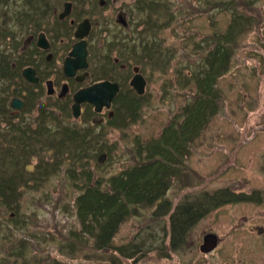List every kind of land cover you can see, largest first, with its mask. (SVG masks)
<instances>
[{
    "label": "rangeland",
    "instance_id": "374dc122",
    "mask_svg": "<svg viewBox=\"0 0 264 264\" xmlns=\"http://www.w3.org/2000/svg\"><path fill=\"white\" fill-rule=\"evenodd\" d=\"M146 1H153L151 10L157 8L150 16L151 28H131L129 33L133 35L123 42L130 68L128 76L132 77L131 68L138 66L146 80L139 104H129L128 113L115 112V117L103 124L92 123V119L98 120L100 116L90 115L89 108L86 112L83 109L80 118H72L70 106L62 108L45 100L44 94L35 99L39 100L40 109L55 115V120H47L39 109L34 110V101L20 113L23 120L16 124L29 123L36 134L48 128L46 135L51 137L54 130L66 126L80 133L89 128L100 138H96L94 150L87 148L89 152L81 155V160L64 156L60 169L42 183L36 185L32 181L29 187L21 188L18 209L0 205V264H52L55 260L61 264H219L218 258L225 261L223 264H239L243 255L251 256L252 260V254L264 252V0ZM64 2L93 4L98 0H52L50 4ZM130 2L122 4L127 12L132 11ZM230 2L234 8L213 6ZM25 5L22 0H10L6 9L9 14L6 23L17 38L25 31L20 28L18 14ZM133 9L130 19L147 18L148 12ZM115 12L111 5L96 14L99 20L110 19V33L118 32L114 28ZM238 17L244 18L242 22ZM101 29L95 34L96 44L102 37L105 40ZM221 34L227 36L223 50L229 53L224 54L230 55L223 60L227 62L225 70L214 71V78L208 79L210 86L204 89V95L211 96L207 103L213 105L207 123L184 148L180 145L174 150L179 156L177 167L176 159L169 165L166 163L169 160L161 161L160 157L157 160L173 176L166 194L171 209L185 200L204 193L212 195L217 190L227 189L230 195L247 198H238L205 214L191 228L188 244L179 251L170 250L169 235L162 243L165 233L170 232L167 217L153 220L152 210L147 208L142 209L140 216L128 218L113 240L115 247L136 245L134 251L140 248L137 261L126 259L113 249L95 248L92 237L80 235L74 217L73 203L80 191L73 184L80 185L82 181L73 182L67 170L75 168L79 172L81 164L87 162L85 168L94 178H107L136 165L135 147L150 144L161 131L178 126L183 107L193 105L203 93L197 81L205 76L207 52L214 49L215 37ZM25 35L26 32L23 38ZM146 42L153 47L143 49ZM116 51L113 57H117ZM125 88L127 96L131 91L135 94L127 84ZM118 106L121 104L117 103L113 109ZM3 126L0 122V133ZM5 145L0 140V147ZM50 154L46 159L43 154V159L52 161ZM37 156L42 158L41 153ZM38 157L32 156L26 175L35 172ZM207 234L218 240L209 254L200 252ZM232 257L238 260L233 261Z\"/></svg>",
    "mask_w": 264,
    "mask_h": 264
},
{
    "label": "trees",
    "instance_id": "16d2710c",
    "mask_svg": "<svg viewBox=\"0 0 264 264\" xmlns=\"http://www.w3.org/2000/svg\"><path fill=\"white\" fill-rule=\"evenodd\" d=\"M22 1L26 5L23 7L24 10L18 12L21 17L19 22L21 30H26L24 28L38 25L39 19L46 16L47 8L40 4H50L52 0ZM9 2L10 0H0V8L3 9L0 11V122L4 124L0 140L3 144H7L5 148H2L3 145L0 147V205L5 209L14 210L19 207V200L22 196L21 188L29 187L32 181L37 182L36 185L42 183L48 176L60 169L64 156L68 155V158L75 161L81 160V155L86 156L89 149L94 150L93 147L98 143L96 138H100V135H94L89 128L83 130L84 133H80L78 130L64 126L54 130V134L49 137L46 135L48 128L40 129L37 135L32 131L29 123L22 122L25 126L12 123L7 102L12 93H16L11 90V85L15 79L21 78L13 65L21 60L17 54L20 41L6 23L9 15L6 9ZM213 6L214 8H234L233 2ZM238 19L242 22L244 18L238 17ZM225 37L227 36L223 34L216 36L217 44L214 49L207 52L205 76L199 77L200 80L197 81L198 89L203 93H200L193 105L183 107L179 115L182 122L178 126L175 124L170 130L161 131L158 139H152L150 144L146 142V144H138L135 147V154L138 156L136 165L107 178H94L93 173L85 168L87 162L81 164L79 172L75 168L67 170L73 182L79 179L82 181L80 185L73 184L80 191L73 203L74 217L78 220L80 235L92 237L95 248L113 249L122 257L137 261L138 258L135 257L140 255V248L134 251L133 248H136V245H130L131 248L115 247L113 240L121 225L128 218L140 216L142 209L147 208L152 210L150 217L153 220L167 217L170 232L165 233L162 243L169 235L170 250L179 251L188 244L191 228L205 214L229 202L238 201V198L242 200L247 198L244 195H230L227 189L217 190L212 195L204 193L193 200H185L171 209L166 194L170 189L168 182L173 176L171 177L170 171L167 168L163 169L160 161L157 160L159 157L161 161L162 158L169 160L166 161L169 165L176 159L174 162L177 167L179 156L176 152L174 153V150H178L180 145L181 147L184 145V148L207 123L213 105L207 103L211 96L204 95V89L210 86L208 79L210 76L214 78L213 75H216L214 71H224L227 66V62L223 60L228 59L230 54H224L229 53L223 50V45L226 43ZM129 94L130 96L126 95L127 103L121 104L116 110L118 115H122V112L128 113L129 104H139L143 97L136 93L135 95L132 91ZM28 111L31 110L28 109ZM39 114L43 118L47 117V120L56 119L53 113L46 112L45 109H40ZM41 130L45 131L40 132ZM40 153L42 158L37 156ZM49 153H51L49 156L52 160L50 162L43 159V154L46 159ZM32 156L38 157V164L35 172L26 175ZM7 168H11L12 172L8 173ZM249 197L253 196L249 195ZM55 261L52 264H61L58 260Z\"/></svg>",
    "mask_w": 264,
    "mask_h": 264
},
{
    "label": "flooded vegetation",
    "instance_id": "af4514ba",
    "mask_svg": "<svg viewBox=\"0 0 264 264\" xmlns=\"http://www.w3.org/2000/svg\"><path fill=\"white\" fill-rule=\"evenodd\" d=\"M125 1L126 0H111L109 2V0H98L97 3L93 2V4H72L71 2H64L63 4H40L47 8L46 16L43 19H39L38 25H30L28 28H24L26 29L24 31V33L26 32L25 37L23 38V33L18 38L21 39V41L19 40L20 45L17 54L21 61L18 64H14L13 68L18 70L21 78L15 79L14 83L11 85V90L16 92L12 93L8 103L10 109L9 117L12 118V123L16 124V122H19L20 119L23 118L20 113L24 109L26 110L33 101L35 105L38 106H35L34 110H40V102L35 98H37L38 95L43 96V94L45 95V100L55 102L62 108H68L70 106L69 109L72 115L74 95L78 91L87 89L98 83H109L112 88H116L117 91L114 93L110 102V107H103L99 113H96L92 105L84 102L79 107L80 114L78 118L81 117L83 109H85L86 112L89 111L87 110L88 108L91 110L89 112H93L96 117L100 116L98 120L92 119L93 124H103L105 121H109L115 117L116 110L115 108L113 109V107L117 105V103H127L125 86L127 84L128 87L131 88L130 81L134 75L133 69L138 67L133 66L131 68L133 74L132 77H129L128 71L130 68L127 64L125 55L126 45L123 42L133 35V33H129L131 28H135V30L140 27H143L144 30L146 28H151L153 21L150 20V16L152 11H155L150 8L153 1L131 0L132 11L134 10L133 7H135L137 11L142 10V12L145 11L148 13H146L147 18L144 17L138 20L130 19L132 11L127 12L122 8V4ZM111 2L112 4H110ZM117 2L118 6L116 5ZM111 5L116 9L114 15V28L118 30L116 33L109 32L111 30L109 18L99 20L97 18L100 17L96 15L102 9L111 7ZM85 21L89 24L88 31L82 38H77V29L79 25ZM131 22L133 24L132 26ZM98 24H101L102 29ZM98 27L101 29V33L104 34L105 40L102 37L98 44H96L97 39L95 34L99 30H97ZM110 38L112 39L106 42V40ZM79 43H82L81 45L84 46V48L80 46L76 53L79 56L85 55V66L75 69L70 75H66L63 70V64L70 56L74 46ZM145 44L142 47L145 50L153 47L150 42H146ZM117 48L118 51H116ZM103 50L106 51L104 52ZM115 51L117 57L112 56ZM26 69L32 71V74L31 71H29V76L34 81L31 82L25 77L24 71ZM138 73L142 76L139 67ZM18 84H20L19 87H17ZM129 90L131 91L134 89L131 88ZM48 92H50V94H48ZM13 99H17L21 102L24 105V109L15 110L11 108L10 103ZM119 107L120 106L116 108L119 109ZM258 230L260 231V229ZM208 236L212 237L208 239L215 241V246L217 247L218 240L211 236V234H207L203 237V243ZM216 247L207 253H212ZM255 255L256 257H254ZM241 257L242 261L239 264H264V252L261 254H252V260H250L251 256L243 255ZM232 259H234V257H232ZM235 260H238L237 257H235L233 261ZM217 261L219 264L225 262L219 258ZM212 264H214V262H212Z\"/></svg>",
    "mask_w": 264,
    "mask_h": 264
},
{
    "label": "water",
    "instance_id": "95a60500",
    "mask_svg": "<svg viewBox=\"0 0 264 264\" xmlns=\"http://www.w3.org/2000/svg\"><path fill=\"white\" fill-rule=\"evenodd\" d=\"M66 4H70V3H66ZM88 26L89 24L87 21L80 24L76 32V37L82 38L88 31ZM81 44L82 43H79L74 46L70 56L65 60L63 64V70L65 71L66 75H70L75 71V69L85 66V55L83 54L79 56L76 53L79 47L82 46ZM82 47L84 48V46ZM29 71L31 70L26 69L24 71V75L29 81L32 82L34 80L30 78ZM133 71H134V75L132 77V80L130 81V87L135 90L138 96H143L145 92V84H146L145 79L138 73V67H135ZM31 74H32V71H31ZM116 91H117L116 88L115 89L112 88L111 84L109 83H98L87 89L78 91L74 95V103L72 105L73 118L76 119L79 117V114H80L79 107L84 102L92 105L96 113H99L103 107L109 108L110 102ZM48 94H50V92H48ZM10 105H11V108L15 110L24 109V105L21 102H19L17 99H13ZM261 232L262 230H260V233ZM208 238H212V237L210 236L206 237L205 242L200 246V252L207 254L208 251L212 250L215 247V241H212L211 239H208Z\"/></svg>",
    "mask_w": 264,
    "mask_h": 264
},
{
    "label": "bare ground",
    "instance_id": "6f19581e",
    "mask_svg": "<svg viewBox=\"0 0 264 264\" xmlns=\"http://www.w3.org/2000/svg\"><path fill=\"white\" fill-rule=\"evenodd\" d=\"M135 92V91H134ZM136 93V92H135Z\"/></svg>",
    "mask_w": 264,
    "mask_h": 264
}]
</instances>
